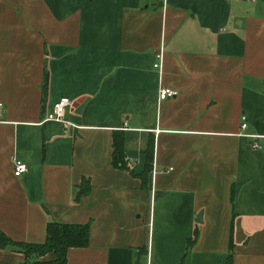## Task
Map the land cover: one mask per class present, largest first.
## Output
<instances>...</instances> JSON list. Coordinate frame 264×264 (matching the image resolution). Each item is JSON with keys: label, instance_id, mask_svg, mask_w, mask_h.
<instances>
[{"label": "crops", "instance_id": "obj_1", "mask_svg": "<svg viewBox=\"0 0 264 264\" xmlns=\"http://www.w3.org/2000/svg\"><path fill=\"white\" fill-rule=\"evenodd\" d=\"M62 97L85 101L67 126L45 121ZM0 103L10 240L90 222L67 264H225L230 250L231 264H264V0H0ZM23 260L0 249V264Z\"/></svg>", "mask_w": 264, "mask_h": 264}, {"label": "trees", "instance_id": "obj_2", "mask_svg": "<svg viewBox=\"0 0 264 264\" xmlns=\"http://www.w3.org/2000/svg\"><path fill=\"white\" fill-rule=\"evenodd\" d=\"M145 166L141 174L142 179L146 178L151 168L152 143L148 145L145 152ZM112 166L117 169H126L127 160L123 151V141L121 137L115 136L112 142ZM90 184L83 180L76 193V199L88 194ZM90 222L86 224H62L48 222L45 229V239L40 244L18 243L10 240L0 232V249H10L23 254L22 264H67V252L71 248H83L88 245ZM197 232L192 238L186 241V249L189 250L195 244ZM53 254L54 260L41 262L40 259L47 254ZM225 264H231V250Z\"/></svg>", "mask_w": 264, "mask_h": 264}, {"label": "built area", "instance_id": "obj_3", "mask_svg": "<svg viewBox=\"0 0 264 264\" xmlns=\"http://www.w3.org/2000/svg\"><path fill=\"white\" fill-rule=\"evenodd\" d=\"M161 59H162V52H159L156 54L157 62L153 64L154 69H157L159 71L161 70ZM175 96H176V92L169 89V88H161L158 91L159 101H166V100L171 99ZM71 106H72V101H70L68 98H66V97L60 98L53 105L52 110L49 113H47V115L45 117V121H56V122H59L65 126L69 125L65 121L64 115H65L66 109L70 108ZM2 111H3V104L0 103V116L2 114ZM245 119L246 118L244 116L241 117L240 129L242 131L247 126ZM246 137L252 138V139L258 138V136H255V135H246ZM252 148L253 149H261L262 146L260 144H257V142H254L252 144ZM12 165H13V175L15 177H20L24 173H26V171H27V165L18 159H13Z\"/></svg>", "mask_w": 264, "mask_h": 264}, {"label": "water", "instance_id": "obj_4", "mask_svg": "<svg viewBox=\"0 0 264 264\" xmlns=\"http://www.w3.org/2000/svg\"><path fill=\"white\" fill-rule=\"evenodd\" d=\"M84 102H85L84 100H78V101H76L75 103H73L72 109H74V111L76 113H80L81 110H82V108H83V106H84ZM201 217H202V213H198V215L196 216L195 221L197 223H201V221H202Z\"/></svg>", "mask_w": 264, "mask_h": 264}]
</instances>
